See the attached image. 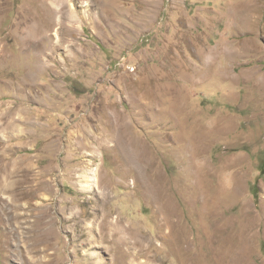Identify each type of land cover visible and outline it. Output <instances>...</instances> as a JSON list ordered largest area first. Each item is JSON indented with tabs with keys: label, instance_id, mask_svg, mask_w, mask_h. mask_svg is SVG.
I'll return each instance as SVG.
<instances>
[{
	"label": "rangeland",
	"instance_id": "374dc122",
	"mask_svg": "<svg viewBox=\"0 0 264 264\" xmlns=\"http://www.w3.org/2000/svg\"><path fill=\"white\" fill-rule=\"evenodd\" d=\"M263 171L264 0H0V264H264Z\"/></svg>",
	"mask_w": 264,
	"mask_h": 264
},
{
	"label": "bare ground",
	"instance_id": "6f19581e",
	"mask_svg": "<svg viewBox=\"0 0 264 264\" xmlns=\"http://www.w3.org/2000/svg\"><path fill=\"white\" fill-rule=\"evenodd\" d=\"M84 179L81 180L82 182V188H85V189H91L94 184L97 182V176H96V173H94L92 176H89V175H84L82 176ZM86 182V183H85ZM44 231V230H43ZM27 235V234H26ZM25 241V240H24ZM42 241V240H41ZM38 242V241H36ZM35 242V243H36ZM39 243V242H38ZM37 246V244L35 245ZM41 249V248H40Z\"/></svg>",
	"mask_w": 264,
	"mask_h": 264
},
{
	"label": "crops",
	"instance_id": "0c3cea01",
	"mask_svg": "<svg viewBox=\"0 0 264 264\" xmlns=\"http://www.w3.org/2000/svg\"><path fill=\"white\" fill-rule=\"evenodd\" d=\"M107 11H109V10H106V14H107V16H108V18L106 19V21L108 22V23H110V17H118L119 16V13H118V11L117 10H112V12H107ZM122 11V10H121ZM116 12H117V14H116ZM112 18V19H113Z\"/></svg>",
	"mask_w": 264,
	"mask_h": 264
},
{
	"label": "trees",
	"instance_id": "16d2710c",
	"mask_svg": "<svg viewBox=\"0 0 264 264\" xmlns=\"http://www.w3.org/2000/svg\"><path fill=\"white\" fill-rule=\"evenodd\" d=\"M263 173H264V171H263Z\"/></svg>",
	"mask_w": 264,
	"mask_h": 264
}]
</instances>
